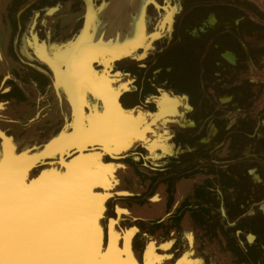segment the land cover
<instances>
[{
	"label": "crops",
	"instance_id": "crops-1",
	"mask_svg": "<svg viewBox=\"0 0 264 264\" xmlns=\"http://www.w3.org/2000/svg\"><path fill=\"white\" fill-rule=\"evenodd\" d=\"M89 1L90 8L88 0H85L84 5L81 4V10L76 11L78 1L68 0L66 5L63 4L65 11L57 12L54 27L51 25V15L49 16V30L55 37L54 41L43 40L41 43L47 53L46 59L32 47H28V53L23 42L17 52L21 58L19 60L33 70L28 72L12 60L13 66L9 67L7 74L14 78V83L8 84L5 79L0 86V132L15 138L19 147H23L20 148L21 151H25L26 147L32 148V152L29 150L31 154L42 151L47 144L53 145L54 149L61 143L58 141L57 145V141L55 144L53 141L69 135L75 108L70 99H67L69 88L61 81L54 82L56 79L49 65V58L56 51L64 49V34L74 39L80 33L77 43L72 47L77 51L75 59H85L90 54V70L92 74H98V79H94L99 81L102 74L114 79L116 83L112 85L119 89L118 103L124 111L133 114L144 111L148 116H157L164 111L157 103L164 94L187 103L184 113L181 111L182 114H179L180 108L177 107L176 111L153 124L141 138L136 136L135 120L134 137L130 142L134 147L119 160L114 161L108 156L87 157L90 167L94 169H104L112 163L116 179L113 191H128L132 195L152 190L163 191L164 203L160 207H164L166 214L161 218L162 223L157 218L150 222L147 221L149 219H135L138 223L132 225L135 227L142 224L140 221L151 224L147 236L156 246L155 252L152 251L154 255L151 254L147 263L206 264L205 255H209L212 257V264H264L261 257L264 253V182L260 183L264 181V38L257 40V43L250 40L240 23L243 16L234 9L224 10V6L217 5L220 9L215 15L219 19L214 23V31L218 27L222 29L215 35L213 46L188 40L182 46L172 47L169 43V30L174 10H168L164 15L167 20L160 29L154 28L145 19L146 14L126 10L123 13L125 25L120 24L112 33H107L101 20L104 13L98 9L97 0ZM169 1H172L171 7L176 6L179 10L184 0ZM169 1L165 2L170 3ZM194 1L188 0L186 13L190 11L191 15L200 18L203 10L207 12L212 9L209 5L202 7V11L193 9L191 5ZM243 1L225 0L221 3L242 5ZM60 2L61 0H56L55 5L60 7ZM148 3L155 4L158 9L161 7L160 0H145V9ZM258 3L260 12H264V0H258ZM50 8H44L41 15ZM111 11L109 15L114 18L115 12ZM154 15L152 17H159ZM78 19L81 23L76 24ZM70 21H74V24L63 29L61 23ZM86 22H90V36L89 41L84 44V36L81 34ZM197 22L198 20L195 24ZM46 25L47 22L45 28ZM192 26L196 28L197 25ZM39 29L42 34L43 30ZM242 29L244 34L241 45L231 42L230 32ZM155 32L158 35L153 38ZM96 36L100 39L99 45H94ZM96 46V52L91 54ZM150 51L156 52V55L147 59ZM229 54L233 55V59H229ZM196 55L199 59H196ZM102 57L108 59L105 61ZM191 59L197 60L198 72L192 70L189 62ZM4 60L11 64L9 59ZM249 76L256 77L258 83L254 85L247 82L250 80ZM84 80L85 83L79 87V109L84 113V124L89 125L91 119L98 118L96 126L102 127L105 125L102 121L108 122L110 119L108 101L103 98L104 91L93 87L92 83L87 82V78ZM106 84V90H110L112 85ZM51 103H55L53 110ZM184 107H181L182 110ZM181 117L183 118L180 119ZM91 138H95V135ZM97 138L104 139V136ZM160 138L169 145L170 151L161 157L159 155V158L155 157V160L146 159L152 150L161 154L160 144L155 146ZM143 143L145 148L140 146ZM83 147L71 146L67 148L68 153L62 152V157L70 153L69 158L73 156V159ZM1 154L0 149V157ZM50 158L61 159L57 155L45 157ZM45 164L47 168L53 166ZM153 197L148 198L150 211L160 204V200L154 201ZM107 199L108 197L105 204H108ZM63 204L60 203L52 210H58ZM137 205L143 207L140 202ZM173 208L175 211L171 212ZM114 211L112 210L113 213ZM108 212L110 211L105 205L100 220L104 228L102 238L108 234V223L114 215L112 213L110 216ZM166 223L175 224L178 231L183 232L182 240L160 238L166 229ZM118 226L119 229L116 230L119 231V236L130 228L120 224ZM135 245L138 248L136 242ZM169 259L173 261L170 262Z\"/></svg>",
	"mask_w": 264,
	"mask_h": 264
},
{
	"label": "bare ground",
	"instance_id": "bare-ground-1",
	"mask_svg": "<svg viewBox=\"0 0 264 264\" xmlns=\"http://www.w3.org/2000/svg\"><path fill=\"white\" fill-rule=\"evenodd\" d=\"M17 4L18 0H8L9 8H11V6L14 8ZM111 4V9L113 12H116L114 10L116 9L115 0H112ZM88 7L90 8L89 0ZM53 8L54 7L43 12L42 15L41 12H36L35 17L28 23L27 29H29L25 34L26 42L24 46L28 50V53H30L28 47H32L34 50H37L44 59L47 58V53L41 43L48 38L53 39L50 30L45 28L46 20L51 15ZM90 22H86L81 34V36H84V40L82 41L84 44L89 41L90 34L88 31ZM39 28L43 30L42 34H40L41 30ZM157 35L158 33L155 32L152 37H157ZM99 42L100 39L96 36L94 45H99ZM97 47L98 46L92 50L91 54L96 52ZM76 53L77 51L75 49L67 48L56 51V53H54L55 55H53L54 58H49L51 60L49 65L56 74V77L59 81L63 82V85L69 88L67 99H70L71 104L75 108V118L72 123V130L68 132L69 135L61 136L53 141V144H55L56 141L57 145L58 141L61 144L54 149H52L53 145L47 144L42 151L31 154L32 148L29 147L28 149L26 147L25 151H21L20 148L23 147H19L18 143L14 140L15 138L13 139L12 136L0 132V149L2 153L0 157V264H78V262L79 264H148L147 259L150 258L151 254L154 255L153 253L155 252L156 245H154V242H151L150 238L147 236L148 229L151 227L150 223L147 222V230L144 229L141 231L140 228L132 226L120 236L118 234L119 231L116 229H119L118 224H120L123 217L126 218V215H130L134 220L149 219L147 220L149 222L151 220H156V217H160L159 221L162 223L161 218L166 214L165 211H163L164 207H160V205L164 203L163 191L158 190V192H156L157 194L154 195L153 200H160V204H157L153 211L140 207L139 205L131 207L129 203H115L112 207V210H115L113 213L114 215L110 218L108 223L109 241L101 243L103 227L100 220L103 217L102 213L105 209L106 198L111 194L109 192L113 191L116 179L112 172V163L106 165L104 169L102 167L94 169L90 167L87 157L97 158L98 156L106 157L110 155L112 157H119L120 154L123 156L122 153L134 147L130 145V142H132L134 137L135 120L137 122L136 136L141 138L146 135L147 130L153 124L158 123L170 115V113H173L177 107L180 108L179 114H182L181 111L184 113L187 109V103L185 104L184 101L175 98V96L173 97L163 93L164 95L160 101L158 102L157 100V103L164 108V111L159 112L160 114L157 113L159 115L148 116L144 111L139 110H137L139 111L138 113H128L121 109L118 103L119 89L118 87L114 88L112 85L115 82L114 79L102 74L99 76L100 80L97 81L96 78L98 74H92L90 70L89 59H91L92 56L88 54L85 59H75ZM228 56L230 59L231 57L233 59L232 54ZM102 59L106 61L108 58L102 57ZM0 65L6 70V61L2 54L0 55ZM94 77L96 78L94 79ZM84 78H87V82L92 83V86L95 88L97 87L99 91H104L103 98L108 101L110 119H108V122H105L106 120L102 121V123H105L102 127L96 126V120L98 118L91 119L89 125L84 124L85 116L83 111L79 109L81 104L79 87L85 83L86 80H84ZM106 83L112 85L110 86V90H106ZM47 93L48 92H46V94ZM181 105L185 106L184 110H182ZM182 118L183 117L180 119ZM42 125L44 124L42 123ZM4 128L6 127L4 126ZM92 135H95V138H91ZM102 135L104 139L97 138V136ZM163 136L164 135H162V137ZM161 138L160 142L155 145L158 146L160 144L161 154L152 150L150 155L145 157L146 159L152 158L150 160H155L157 159L155 157L159 155V157H161L170 151L169 145ZM163 138L165 139V137ZM75 145L84 146L77 157L75 156L73 159L69 158L70 153L62 157V154H64L62 152L68 153L69 151L67 148ZM140 146L144 147L145 145L143 143ZM29 150L31 152H29ZM52 155L61 157L60 168L51 166V168H47L43 172V175H40L42 178L39 180L28 183L29 185L20 183L21 179L22 182L27 180L28 170L32 165L41 159L45 161L46 156ZM137 157L138 156H136V158ZM97 161H99V159H97ZM50 162L54 164L53 161ZM31 187L34 188L32 189ZM13 188H25L26 191L22 195L16 196ZM9 189H11L10 192L8 191ZM128 194V191L118 192V196H126ZM22 196L23 198L21 199ZM60 200L64 203L61 208L56 211L51 210L50 212L47 210L48 206H52L53 203ZM170 211H175V209L173 208ZM36 212L39 214L35 215L34 213ZM140 222H142V224L146 223L144 221ZM153 226L155 227L156 224H153ZM138 235L146 240L142 245L137 244L139 247L135 248ZM174 239L173 237L171 240ZM103 244L104 246L107 245V248L105 253L102 254V258L98 261L100 257L97 255L99 253L98 245L101 246ZM160 248L162 249V246H160ZM152 251L154 252L152 253ZM156 264L164 263L157 262Z\"/></svg>",
	"mask_w": 264,
	"mask_h": 264
},
{
	"label": "flooded vegetation",
	"instance_id": "flooded-vegetation-1",
	"mask_svg": "<svg viewBox=\"0 0 264 264\" xmlns=\"http://www.w3.org/2000/svg\"><path fill=\"white\" fill-rule=\"evenodd\" d=\"M38 1H40V0H31L30 4L37 3ZM76 1H78L76 11H80L81 10V4H84V0H76ZM111 1L112 0H97L98 9L101 10L102 13H104V17H102L101 20L104 23L103 27H105L107 33H112L116 28H119L120 24H121V26H124L125 25V19L123 16V12H125L126 10H130V11L136 10L135 7L137 6V4H136L137 0H128L126 2V5L124 6V8L122 10L118 11V9H114L116 12H115V16L113 18L112 15L111 16L109 15L112 12L110 10L111 5H112ZM165 1L166 0H160L161 7L159 9L157 8V6L155 4L148 3L147 9H146V14H148L147 16L152 17V16H155L154 14H156V15L162 17L165 14H167L168 10L169 11L173 10V7H171L172 1L170 3H167ZM221 1H225V0H211L210 3L205 2L204 0L203 1L202 0H195L193 2V4L191 5V6H193V9H199V11H200L201 9H204L202 7H205L206 5H209L212 8V9L208 10L207 12H204V10L203 11L201 10L202 13H200V16H199L200 18H198V16L195 17V16H193V14L191 15L190 11L188 13H186V6L188 3V0H184L180 5V9L174 13L173 23H172V26L169 30V33L171 36V38L169 39L170 46H172V47L173 46L176 47L178 45L182 46V45H184V43L188 42V40H191V41L193 40V41H196L200 44L201 43L202 44H209L210 46H213V44H214L213 39H214V37H216L215 35L219 33L220 29H222L221 27H218V29L214 31V25L216 24L215 22L219 19V17L217 15H215L218 12V10L220 9V8H217L218 7L217 5L224 6V8H223L224 10H226V8L229 10L234 9L241 16H243V19L240 21V23L243 26V28L245 29L244 32H245V34H247V36H248V38H250V40L252 39L255 43H257V40L264 38V23H263L264 22V12H260L261 7L260 8L258 7V5H259L258 0H244L242 2V5L241 4L238 5L235 3H225L224 4V3H221ZM18 2L19 3L17 4V6L14 9H12L9 13H7V11L9 10L8 0H5V2L3 0H0V15L2 17V22H3L2 25L7 30L8 21H9V23H11L12 29L14 28V33L16 30V27H19L20 21L23 22L22 17H21L22 14L26 10H28L30 7V4L25 5L26 2L24 3V0H19ZM60 3H61L60 7H57V5H55V4H57L56 2L54 3V5L50 6L51 8L54 7L52 9L53 11L51 13V17H54V21H55V18L57 16V12L65 11L63 4L66 5L67 0H61ZM261 3H262V1H261ZM193 9H191V10H193ZM42 10H44V9H42ZM72 10L73 9L71 8V11ZM212 10H214V12ZM184 14H186V15L183 16ZM182 16H183V18H182ZM158 20H160V19H157V21ZM196 20H198L197 24H195ZM77 23L78 24L81 23V20L78 19L76 21V24ZM155 23H156V20H155ZM55 24L56 23H54V26H55ZM61 24H62L63 29L64 28L67 29L71 25L74 24V21H71V23L70 22H62ZM192 25H195V26L197 25V26H196V28H194ZM82 29H84V27ZM244 32H243V29L240 30L239 32H237L236 30L234 31V33L230 32L229 37L232 39V40L230 39L231 42L239 43L241 45V38L243 37ZM211 34H214V35H211ZM78 35L80 36V33ZM78 35H76L74 37V39H71L72 37L71 38L66 37L67 35L62 37V40H65L63 48L64 49L72 48L74 43H77V40L79 38ZM54 37H53V39H54ZM14 38H15V36H14ZM14 38H13V40H14ZM0 41H1V39H0ZM167 41H168V39H167ZM1 43H2V41H1ZM210 48L212 49V47H210ZM155 55H156V52L150 51V54H148L147 59H149V58L152 59ZM54 78L56 79L54 82H60L58 80V78L56 77L55 73H54ZM249 78H250V80H248L247 82H250L254 85H256L258 83V81H256L257 80L256 77L252 78L251 76H249ZM262 182H264V181H261L260 183H262Z\"/></svg>",
	"mask_w": 264,
	"mask_h": 264
},
{
	"label": "rangeland",
	"instance_id": "rangeland-1",
	"mask_svg": "<svg viewBox=\"0 0 264 264\" xmlns=\"http://www.w3.org/2000/svg\"><path fill=\"white\" fill-rule=\"evenodd\" d=\"M3 1L5 2V0H3ZM30 1L31 0H27V1L24 0V3L26 2L25 5L30 4ZM127 1L128 0H123V1L115 0V2H116V9H117V6H118V11L119 10H122V8H124V6L126 5V2ZM151 1L156 2L157 0H151ZM55 2H56V0H40L37 3L30 4L29 9L26 10L22 14L21 17H22L23 22L20 21V25H19V27H16V30L17 31L15 30V33H14V28L12 29L11 23H9V21H8L7 30L5 29V27L2 25L3 22H2V17L0 15V39L2 41V43L0 41V47H1V50H2V53H3L4 59H9L11 61L10 62L11 64H8L7 63V60H6V67H7L6 70H4V68H2V66L0 65V86H1L2 82L4 81L5 75L7 73H9V67L11 65L13 66V63L15 61L20 66L22 65L21 68H24L26 71L30 72V71L33 70V68H31L30 66H28L27 64H25V63L21 62V60H19L21 58L18 57L17 52H19V49H20V47H22L23 42H26L25 34L28 32V29H29V28L27 29L28 23L30 22V20L32 18L35 17V13L36 12L37 13L38 12H41L42 9L48 8L49 6L53 5ZM67 2H68V0H67ZM13 3H12V5H13ZM136 4H137V6L135 8L138 11V13H141L142 15L143 14H146V9H145L146 8L145 7L146 5H144L145 4V0H137ZM14 8H9V10L7 11V13H9ZM110 10H111V8H110ZM173 10H174V13H175L176 11H178V7H176V6L173 7ZM147 15L148 14H146V18L145 19L148 20L149 23L151 22V25H153L154 28L157 27V28L160 29L163 26V24L165 23V21L167 20V17L166 16H162V17H160V16L159 17H151V16H147ZM46 18H47V16H46ZM48 18H47V20H48L47 23L48 24L46 25V29L47 30H49L50 26L51 25H54V23H55L54 17H51L50 20H51V23L52 24L49 25V19ZM157 19H160V20H158L159 22L157 21ZM155 20H156V23H155ZM51 34H52V37H54L53 36L54 34L52 32H51ZM65 35L66 34H64V36ZM14 36H15V38H14ZM13 38H14V40H13ZM7 39H8V41H7ZM46 40L48 42L50 40L54 41V39H50V38H48ZM22 59H24V58H22ZM196 59H199V57L197 55H196ZM196 59H191L189 62H190V65L192 67V70H195L196 72H198L199 65H198V62H197ZM231 59H232V57H231ZM12 60L14 62H12ZM140 61H142V60H140ZM13 70L16 71V69H13ZM13 80H14V78L11 77V78H7L5 81H6V83L12 85L14 83ZM128 152H129V150L127 152L122 153L123 156L127 155ZM123 156H121V154H120L119 157H112L111 155L108 156V157H109V159L110 158H113L114 161H115V160H118V159L122 158ZM71 157H73V156H71ZM50 161H53L54 162V164H53L54 167H56V168H60L61 167L60 160H57V159L56 160L55 159L54 160L53 159H45V161H44V160L41 159L40 161H37L34 165H32L30 167V169L28 170L27 180H25L24 182H22V179H21V182L20 183H25V184L29 185L28 183H33V182L39 180L40 178H42V177H40V175H43V172L47 169V167L45 166L46 165L45 163H48V164L50 163V165H51L52 163ZM43 166H45L46 168L43 167ZM121 191H123V190L109 192L111 194L108 196V199H107L108 200V202H107L108 204H106V209L107 210L109 209L110 212H108V213H109L110 216H112V213H113L112 212V209H113L112 207L117 202H119V203H129V205L131 207L132 206L136 207V205L140 202V204L144 208L149 209L150 207L148 206V204H149L148 198H151L152 196L155 195L156 192H158V190H156V191L155 190H152V191H147L146 193H143V194H135L134 193L133 195L130 192L126 196H118V192H121ZM60 203H63V201L62 200L56 201L55 203H53L52 206H48L47 207V210L48 211H51L56 206H59ZM34 214L36 215V214H39V213L36 212ZM156 218L157 219H160V217H156ZM136 223H138V221H134V219H132L130 215H126V218L123 217V219H122V221L120 223V226L126 227V226H130V225H134ZM147 225H148L147 223H143V224L136 225V227L137 228H140L141 231H143L144 229H146V227L148 228ZM165 225H166L165 226L166 229H164V232L162 233V235L160 237L161 239H168L170 237H174V238H177V240H180V239L182 240V236L183 235H181V234L183 232L178 231L177 226L175 224L166 223ZM145 240H146L145 238H143V237L141 238V236L138 235L137 244L138 245H142ZM181 246H182V242H181ZM261 257H262V260L264 261V253H263V255ZM205 258L207 260V263L206 264H212V261H211L212 257L211 256L205 255ZM169 261L172 262L173 259H169ZM78 264H79V262H78Z\"/></svg>",
	"mask_w": 264,
	"mask_h": 264
},
{
	"label": "water",
	"instance_id": "water-1",
	"mask_svg": "<svg viewBox=\"0 0 264 264\" xmlns=\"http://www.w3.org/2000/svg\"><path fill=\"white\" fill-rule=\"evenodd\" d=\"M2 54V56H3V53H2V50H1V47H0V55ZM4 57V56H3ZM28 68V67H27ZM29 69V68H28ZM7 78H10V76H9V74H6L5 75V77H4V80L5 79H7ZM32 189L34 188V187H31ZM10 190L11 189H9L8 191L10 192ZM13 190H14V193H15V195L16 196H19V195H22L25 191H26V189L25 188H20V189H17V188H13ZM121 192H123V191H121ZM23 198V196L21 197V199ZM130 227H132V225H130ZM104 229V228H103ZM104 232H106L105 230H104ZM105 238V239H104ZM109 241V238H108V234L106 233L104 236H103V238L101 239V243L103 242L104 243V241ZM119 243V242H118ZM98 247H99V253L97 254V255H99L100 257L98 258V261L102 258V254H104L105 253V250H106V248H107V245H105L104 246V244L103 245H98ZM117 247V246H116ZM99 263V262H98Z\"/></svg>",
	"mask_w": 264,
	"mask_h": 264
}]
</instances>
